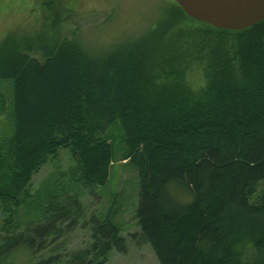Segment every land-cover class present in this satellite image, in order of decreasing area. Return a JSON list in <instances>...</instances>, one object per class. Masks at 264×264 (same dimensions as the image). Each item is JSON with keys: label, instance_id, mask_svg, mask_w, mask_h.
Listing matches in <instances>:
<instances>
[{"label": "trees", "instance_id": "1", "mask_svg": "<svg viewBox=\"0 0 264 264\" xmlns=\"http://www.w3.org/2000/svg\"><path fill=\"white\" fill-rule=\"evenodd\" d=\"M165 7L143 36L103 54L79 39L0 46V80L12 82L13 105V133L0 141V264L21 249L28 264L124 256L115 215L89 213L81 201L97 199L118 161L137 177L138 232L129 238L159 264H264V20L219 30L174 2ZM181 24L198 28L173 37ZM191 65L200 67L199 87L187 80ZM114 125L120 157L105 138ZM59 150L74 162L67 182L24 206L32 177ZM21 206L36 215L18 223ZM75 231L88 242L69 251Z\"/></svg>", "mask_w": 264, "mask_h": 264}, {"label": "rangeland", "instance_id": "2", "mask_svg": "<svg viewBox=\"0 0 264 264\" xmlns=\"http://www.w3.org/2000/svg\"><path fill=\"white\" fill-rule=\"evenodd\" d=\"M170 2L173 0H0V46L15 41L21 48H36L62 39H79L89 51L103 54L143 36L159 21L166 11L165 5ZM197 28L194 24H181L175 25L170 32L173 37L175 33L185 36ZM163 38L162 41L166 39ZM31 55L42 58L38 51ZM187 80L194 87L201 86L203 77L200 67L191 65ZM12 106V82L0 80V141L9 139L13 133ZM105 138L120 157L122 138L118 126H111ZM73 168L74 162L68 151L59 150L32 177L22 198L23 205L34 202L42 188L50 187L60 179L67 182ZM95 191L97 199L93 195L81 197L86 210L89 213H113V219L127 241V253L124 256L111 253L106 264H159L149 246H136L129 238L130 234L138 232L134 220L136 172L126 162H114L110 167L108 183ZM24 206L15 211L14 219L17 218L18 223L36 215L34 207L29 209ZM4 217L0 211V228ZM87 242L85 231H75L67 238V249L77 250ZM30 260V253L21 249L7 264H28Z\"/></svg>", "mask_w": 264, "mask_h": 264}, {"label": "water", "instance_id": "3", "mask_svg": "<svg viewBox=\"0 0 264 264\" xmlns=\"http://www.w3.org/2000/svg\"><path fill=\"white\" fill-rule=\"evenodd\" d=\"M191 20L219 30L242 31L264 20V0H173Z\"/></svg>", "mask_w": 264, "mask_h": 264}]
</instances>
